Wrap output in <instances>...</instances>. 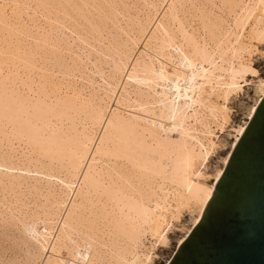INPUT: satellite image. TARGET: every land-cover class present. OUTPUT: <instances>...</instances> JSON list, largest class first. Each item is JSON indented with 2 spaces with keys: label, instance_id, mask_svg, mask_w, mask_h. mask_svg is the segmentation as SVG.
<instances>
[{
  "label": "bare ground",
  "instance_id": "6f19581e",
  "mask_svg": "<svg viewBox=\"0 0 264 264\" xmlns=\"http://www.w3.org/2000/svg\"><path fill=\"white\" fill-rule=\"evenodd\" d=\"M50 1L48 3L54 2ZM67 1L65 3H68ZM83 1L85 3V0ZM182 2V0H167L165 8L163 7L162 11L159 10L162 12L160 18L156 19L155 23L152 22L154 24L151 26L154 28L148 36L146 35L148 32L145 31L146 27L138 25L139 22L136 24L139 26L137 31L139 37L144 34L147 36L146 42H143L144 47L154 41L153 50L156 52L154 55H157L155 58L157 66L154 65L150 56L149 62L143 60L133 62L131 68L129 67L130 70L125 73L127 80L137 79L152 91V95L146 92V97L150 96L149 98H151L150 101L147 99L138 100L137 105L143 113L148 115H146L147 117L133 118L130 116L133 118L131 119L120 115L117 110L110 109L107 111L108 103L111 101L116 88L110 90L107 88L108 91L105 89L107 93H103V95L107 102L99 99L101 101L96 100L95 102L98 101V103H93L94 100L83 101L86 97L81 100L78 99V96V98L74 97L75 95L72 97H67L71 95L65 93L66 96L64 94L58 95L59 88L57 85L51 88V83L46 80L48 78L43 73L39 74V77L44 76L41 77V85L34 91L30 87L32 83L30 86L28 85L29 81L32 82L28 75L27 85L22 79L21 84L19 76L18 85L26 86L25 89H27L26 93L21 94L20 90L18 92L16 87L14 88L15 77L18 75L15 64H12L14 69L11 70L14 71L16 68L17 75H14L13 78L10 77L14 81L8 76L3 77L4 75L0 78V153L2 154L0 167L2 169L4 167L6 171L13 168L16 170V166L19 167L13 162L14 167L9 161L11 155L9 156L8 153L10 152L7 151L6 155L5 146H3L6 143H11V141H16L23 143L37 156L36 160L29 161L31 163L35 161L32 165L33 168L36 166L35 163H38L40 166L37 168L39 167L42 171L46 169L47 178L48 176L53 178L49 173L52 170L55 172L56 169L52 168L54 164L59 168L57 171L64 174V178L63 175L61 177L63 179L56 176L58 177L57 182H60L61 186L59 193L57 190L55 195L54 189L50 192L49 188L51 187L48 188L47 186L46 195L43 192L46 203L49 202L48 207L43 208L40 215L37 213L31 215L29 223L22 224L24 228L29 226L32 233L37 237V246L34 243L31 245L36 247L30 248L28 246L31 249H28L30 255L28 261L26 260L28 264H37V259H41L45 251L48 255H44L42 264H151L152 258L155 257L154 254L152 256L155 245L166 246L167 241H169L167 234L170 226L173 221L178 220L184 210L196 214L192 226L198 223L222 173L221 169L212 178H209V175H206L203 170L208 158L216 148L213 140L216 138L215 130L222 132L226 126H229L230 111L227 104L230 98L238 92L240 93L243 87L254 83L258 98L250 109V118L258 102L264 96V79L253 81L259 75L252 74L255 69L250 61L251 54L257 50V46L264 44V0H249L245 5L239 4L238 0H220L221 5L228 11L227 15L232 13V28L226 29L225 27L223 30L221 28L223 26H220L219 22L216 23L217 21L208 19L207 15L204 16L205 14H201V16L199 14L202 37L198 35L197 29L190 28V31L187 30L189 27L186 28L185 26L184 15L181 16L183 19L179 17L178 14H182ZM83 3L81 2V4ZM88 3H85L86 6ZM44 4L42 3L41 6ZM68 4L66 6H69ZM77 5L73 4L72 6L79 13ZM46 6L43 8L47 9ZM84 6V4L81 5L85 9L86 6ZM100 6L101 3L99 8ZM64 8L62 7V9ZM97 8L94 10L97 11ZM152 8L154 15L159 14L156 10L157 7L152 6ZM102 9L100 8V10ZM236 9L239 11L238 13L235 12ZM104 10L106 9L104 8ZM101 12L106 19V14L109 12ZM98 13L96 14L98 15ZM0 14L2 13L0 12ZM98 16L96 17L100 19L101 17ZM214 18L218 19L217 16ZM146 20H150V18L146 17ZM185 21L187 20L185 19ZM4 22L1 21L0 23L4 25ZM93 24L94 26L90 24V27L92 25L91 29L95 28V23L93 22ZM170 25L176 26L175 31L170 28ZM92 31L90 32L92 33ZM87 33L90 34L88 30ZM125 35L127 37L126 33ZM44 39L43 42H45ZM114 43L112 42V44ZM123 43L125 42L123 41ZM4 47L7 49V45ZM14 49L16 52L17 48ZM5 52L7 54L9 50ZM19 52V58H15V53L14 55L11 54V58L20 59L23 53L20 55ZM54 58L56 57L54 56ZM116 58L119 57L116 56ZM126 59L128 56H125ZM129 59L131 61V57ZM130 63L132 64V62ZM26 64L23 67L21 65L18 67H21L22 71L27 70L26 72L33 74L30 71L35 70L29 69V64ZM32 64L31 61L30 66ZM127 64L126 66H128ZM116 65L113 66L112 63L114 67H112L114 69L112 76L115 77V82L116 76L122 74L123 77V67H116ZM33 68L36 67L33 66ZM40 70L42 71V69ZM12 71L9 73L11 74ZM9 73L7 71L5 75L11 76ZM109 79L111 80V76L108 77ZM137 81L135 80V82ZM106 84L110 86L109 83ZM112 85H116V83ZM48 88L49 94H53L52 97L45 91ZM21 90L23 91V88ZM76 94L78 93L76 92ZM150 105L153 107L157 105V111H154L155 108L151 110L152 107L147 109ZM79 116L83 118L80 120L81 122L84 120V123L86 121L89 125L87 129L84 125L83 129L81 126L82 130L79 128L80 131L75 128L77 126L74 125L73 121ZM64 122H69V125L65 124V126L62 124ZM245 125L246 123L233 129L235 135L231 149L243 134ZM6 129L9 132H6ZM97 130L99 134L95 139ZM2 146L4 150H2ZM227 158L228 156L224 159V164H226ZM42 161H47L45 166ZM18 167L17 169H19ZM30 169L25 167V171H30ZM6 174L0 177V185L3 186L5 192L12 191L13 193L14 187L19 188L23 183L16 179L18 177L14 178V176L11 177L12 175ZM43 174L45 176L44 171ZM33 181H38V179ZM27 184L25 183V185ZM39 185L41 186V184ZM43 185L45 187V184ZM31 188L37 189L34 185ZM38 192L40 194V190ZM148 237L153 241L149 248L144 246V241Z\"/></svg>",
  "mask_w": 264,
  "mask_h": 264
},
{
  "label": "rangeland",
  "instance_id": "374dc122",
  "mask_svg": "<svg viewBox=\"0 0 264 264\" xmlns=\"http://www.w3.org/2000/svg\"><path fill=\"white\" fill-rule=\"evenodd\" d=\"M49 1L48 0L47 1L46 0H43V1L42 0H0V12L2 13V14H0L1 15L0 20L2 21V23L5 21L4 25L2 23H0V36H1V40H0V57H1L0 58V78L4 75L3 77L8 76L9 79L14 81V79H12V78L14 77V75L18 74L17 75L18 77L17 76H16L17 78L15 77V79L17 81L16 80L14 81V84H15L14 88L16 87L17 90L16 89H14V90H16L18 92L21 91L20 93L24 94V93H26L27 89H25L26 86L24 87L21 85L22 84L21 79L24 80L25 85H27V83H28L27 81L32 80V82L29 81L30 83L28 85L30 86V84L32 83V85L30 87H31L32 91H34V90H36V88L38 86L40 87V85H41L40 81L42 80L41 77L43 75L42 76L40 75L41 77H39V74L43 73L46 76V78H48V79H46V78L45 79L49 83H51L50 84L51 88L53 86L57 85V87L59 88V89L57 88L58 93H59V94L57 93L58 95H62L64 93L66 95H68V94L71 95V96H67V97H72V95H75L74 97H76V98L79 97L78 99H81V100H83L86 97L83 101L94 100V101H92L93 103L99 99L106 100V102H107V99L106 98L104 99L105 96L103 95V93L106 94L108 89L110 90V89L116 88L115 93L111 98V101L108 103V110L107 111H109L110 109L111 110L114 109V110H117V112L120 115H122L124 117H129V118H131V117L137 118L138 116L141 118L147 117L148 115L143 113L141 111V109L138 108L139 106H137V105L139 102L138 100L144 101L143 99H145V100L147 99L148 101H150L151 100V98H149L150 96H148V97H146V96H147V93L149 95L150 94L152 95V91L149 90L145 84L140 83L139 80L137 81V79H131L132 81L129 79L127 80V78H126L127 74L125 75V73L128 72L130 70L131 66L137 61L143 60L145 62H149L150 56L153 59L152 61H153L154 65L157 66V63L155 62V58L157 55H154L156 52H154V50H153L154 49V41L150 42V45L145 46V47H144V43L147 40V36L150 35V31H152L154 28V26H151V25H153L156 22V19L158 20L160 18V15H161L160 13H162L161 9H163V7L165 8V4H166L167 0H159V1L158 0H110V2H108L109 0L108 1L107 0H105V1L104 0H99V1L98 0H95V1L92 0L91 4H90L91 0H85V3L89 2L88 6H86V4L83 3L84 2L83 0H70L69 2L67 0H59L60 2L57 0H51L54 2L48 3ZM66 1L69 4L65 3ZM102 1H104V2H102ZM112 1L114 4L113 6H112ZM182 1H183L182 2L183 3L182 10L180 9L182 11L181 12L182 14H178V15H179V17L184 15L183 17H184L185 26H186V28L189 27L187 30L190 31V28L191 29L193 28L194 30L197 29L198 35H200L201 37L203 36V32L200 30V21H199L200 18L198 17L199 14H200V16H201V14L202 15L205 14L204 16L207 15L208 19L214 20L215 22L217 21L216 23L219 22L220 26H223V27H221L222 29L223 28L225 29V27H226V29L230 28V27L232 28V22H233L232 13L230 15H227L228 11L225 10V8L221 5L220 0H217V1L216 0H209V1L208 0L207 1L206 0H182ZM238 1H239V4H241V5H245L249 2V0H238ZM81 2L86 6V7L84 6L85 9L81 7V5L83 6V4H81ZM42 3H45L47 6L45 4H44V6H41ZM57 3L59 6L57 5ZM100 3H101L100 8L101 9L103 8L102 10H100V8H99ZM110 3H111V5H110ZM60 4H62L61 8H60ZM66 4H68L69 6H66ZM70 4H71V6L73 4L74 5L78 4L77 5L78 10L80 12H82V11L83 12L80 13L78 11L79 13H77V11H75L73 9L74 6H72V8H71ZM79 4H81V5H79ZM102 5H103V7H102ZM45 6L47 7V9L49 11L47 9L43 8ZM111 6H112V8H111ZM152 6L154 8L157 7L156 10H157V12H159V14L158 13H156L155 15L153 14L154 11H153ZM62 7L63 8L67 7V8L62 9ZM77 7L75 6V8H77ZM94 8H97V11H95L96 9L94 10ZM104 8L106 10H108L107 11V12H109L108 14H112L114 18L112 17V15L106 14L107 12H106V10H104ZM115 8H116V10H115ZM44 10H45V12H44ZM62 10H64V11H62ZM159 10H161V11H159ZM98 11H100V12L98 13ZM101 11L106 12L105 13L106 17H107L106 19H108V20L110 18L111 19L109 21L106 20L104 18L105 16L103 15V13ZM198 11H199V13H197ZM49 12H50V16H49ZM188 12L190 15L188 14ZM235 12L238 13L239 11L236 9ZM66 13H68V14H66ZM96 13H98L99 16ZM82 14H83V16H82ZM46 15H48V16H46ZM210 15H211V17H210ZM96 16L101 17V18L98 19ZM157 16H158V18H157ZM215 16H217V18L219 16L220 17L216 20V18H214ZM47 17H49V18H47ZM146 17L148 19L150 18V20H146ZM102 18H104V19L101 20ZM212 18H214V19H212ZM220 18H222V19H220ZM48 19H49V21H47ZM185 19L187 21H185ZM142 20H145V21L142 22ZM103 21H104V23H103ZM149 21H151L150 23H152L154 21L155 22L150 24ZM93 22L95 23L96 30L98 29L97 31L94 30L95 29L94 27H93V29H91L92 25L94 26ZM105 22H106V24H105ZM138 22L141 24H139ZM137 23L140 26L146 27L145 31L148 32V33H146L147 36H145V34L142 36L144 39L146 37L145 40L141 39L142 37H139V35L137 34V31L139 30V26L136 25ZM90 24H92L91 27H90ZM142 24H145V25H142ZM101 26L103 27V29ZM132 26H134V27H132ZM170 26H171L170 28L173 31H175L176 26L175 25H170ZM134 29H135V31H134ZM147 29H148V31H147ZM87 30L90 34L87 33ZM92 30H94V31H92ZM90 31H92V33ZM98 31H100L99 32L100 35H99ZM125 31H127V32H125ZM145 31H144V33H145ZM93 32L94 33L96 32L97 34L96 33L94 34ZM27 33H28V35H27ZM125 33L127 34V37H126ZM85 37H87V38H85ZM114 38H118V39L115 40ZM129 38H131V39L133 38L132 40L134 42L133 41L131 42L130 41L131 39H129ZM43 39L45 40L46 43L42 41ZM123 41L125 43H123ZM112 42L113 43L117 42L118 44L114 43V44H116V46H114V44H112ZM128 42H129V44H128ZM2 43H3V45H2ZM43 43H44V45H43ZM57 43H58V45H57ZM133 43H135V44H133ZM8 44H9V46H8ZM53 44H54V46H53ZM5 45H7V47H6L7 49H5V47H4ZM14 45H16V46H14ZM19 45L21 47H18ZM110 45H112L111 49H109ZM9 47H10V49L12 47L13 48L10 50V49H8ZM119 47H120V49H119ZM132 47H134V48H132ZM14 48H17L19 50L17 51V49H16V52H15ZM4 49H5V51L9 50V52H7V54H6ZM35 49H36V51H35ZM112 49L114 52L112 51ZM37 50H38V52H37ZM257 50L254 51L251 54L252 56L250 57L252 67L258 72L257 75H259L257 78H254L253 81H256L258 79H262V80L264 79V74L260 73V67H259V65H260V54L264 53V44H259L257 46ZM122 51H123V53H122ZM18 52L20 55H22L21 53H23L22 56H25V54H26V56L25 57L21 56L20 59L15 60V58L18 57ZM14 53H15V58L13 57V59H14L13 60L11 57H12V55H14ZM51 53L55 54L54 56L56 58H54L53 54H51ZM56 53H57V55H56ZM27 54L31 55V56H28ZM47 54H48V56H47ZM119 54H121V55H119ZM129 54H133V55H129ZM124 55L128 56V59L125 60ZM3 56H5V57H3ZM116 56L119 58L117 59ZM144 56H145V58H144ZM130 57H131V61L129 59ZM21 58H23L22 60L25 62H23L21 60ZM137 58H138V60H137ZM122 59H123V61H122ZM115 60L116 61L118 60V61L116 62ZM119 60L121 61V63ZM27 61H29L28 62L29 65L26 64ZM31 61L34 64V65L32 64V66H30ZM20 62L23 64H21ZM130 62H132V64ZM112 63H113V66H114V64L115 65L119 64V65H116V67L120 66L121 68L123 67L122 65L125 63L124 64L125 66L123 67V77H122V74L119 76H116V82H115V77L112 76V71L114 70ZM126 63H128L127 64L128 66H126ZM12 64H15V66L17 68V70L15 68V70L17 71V74H16L15 70H14L15 73L13 74L14 71H12V70L14 68H12V66H13ZM25 64L28 65L29 69L31 68V70H35V71H30L33 74L26 72L27 70L22 71L21 67H23ZM20 65H21V67H18ZM7 66H9V67H7ZM33 66L36 68H33ZM19 69H20V71H19ZM40 69H42V71ZM7 71H8V73H9V71H12L11 74L9 73L11 76H9L8 74L5 75V73H7ZM46 71H47V73H45ZM27 73H29V74H27ZM50 74H51V76H50ZM27 75L30 78L29 80L27 79L28 78ZM19 76H20V79H19ZM110 76H111V80L110 79L108 80V77L110 78ZM10 77H12V78H10ZM32 78H34V79H32ZM38 78H41V79H38ZM18 79L21 82V84H19V85H18V83H19ZM248 79H251V78H248ZM135 80L137 82H135ZM125 81H126V84H125ZM53 82H54V85H53ZM106 83H109L110 86H108ZM115 83H116V85H112ZM16 84H17V86H16ZM19 86L20 87L22 86V87L20 88ZM17 87H19V88H17ZM22 88H23V91L21 90ZM105 89H107V91H105ZM45 91H46V93L48 92V94H49L50 90L48 88ZM76 92L78 94H76ZM65 94H64V96H66ZM52 95L53 94H51L50 96L52 97ZM141 97H142V99H141ZM231 98L227 104L229 111H230L229 112V117H230L229 126H226L222 132L221 131L219 132V130H215L216 138L213 140L216 144V148L213 151V153L210 155V158H208L207 163L205 164V168L203 170L206 173V175H209V178H212L216 174L217 171H219L221 169L223 171V169H224V166H225L224 159L227 156L229 157V154L231 153V150H232L231 147H232L233 142H234L235 133H234L233 129L238 127V126L243 125L244 123L247 124L248 120L250 119L249 118L250 109L255 104V102L258 98V96L255 92L254 83H251L250 85L243 87V89H242V91H240V93L238 92L236 95H233ZM133 99H136V100H133ZM101 100H99V101H101ZM119 100L121 101V103ZM116 101H117V103H116ZM123 101H124V104H122ZM134 101H137V102H134ZM125 102H127V103H125ZM95 103H98V101ZM125 104H127V105L124 106ZM146 107H149V106H146ZM150 108H151V110H154V108H155L154 111H157L156 110L157 105L154 107L150 105V107L147 109H150ZM107 111H106V114H107ZM80 117L81 116L77 117L78 119L73 117L76 120V121L75 120L73 121L75 123L74 125L77 126L75 128L77 130H79V128L81 129V126H82V129H83V125H84L85 129H87L89 127V125L86 123V121L84 123V120H82L83 122H81L80 120L83 118L82 117L80 118ZM133 118H131V119H133ZM68 123L69 122H66V123L64 122L62 124H64V125L67 124V126H68L69 125ZM65 126H63V128H65ZM7 129H6V132H9V131H7ZM98 130H100V129H98ZM98 130H97L95 139H96L97 135L99 134ZM3 146H5V150H4ZM3 146H2L3 147L2 150H4L6 152L5 153L6 155L8 153L7 151L12 153V154L8 153L9 156L11 155V158H9V161L12 162V164H13V162H15V164L19 165V167L16 166V170H14L15 168H13L12 170L9 169V171L8 170L6 171V169H4V167H3L4 170L0 167L1 168L0 171L3 174L2 175L0 172V177L1 176L3 177L4 174L8 173L6 175L10 174V175H12L11 177H13V176H14V178L18 177L16 179H19L18 181H21V183H23V184H22V186L20 185L19 188L14 187L13 193H12V191L8 192V193L5 192L3 186L0 185V264H4V263L6 264L7 262H8V264H28L27 261H28V258L30 257L28 249L37 246V242H36L37 237L34 235V233H32L29 226L24 228V227H22L23 226L22 224L29 223L30 222L29 217L31 215H34V213H37L40 215V212L42 211V209L48 207L49 202L46 203V200L44 197V195H46L48 190L45 191V189L47 187L48 188L53 187L52 190H50L51 188H49V191L52 192L54 189L55 195L57 193H59L61 186H60V182H57L58 177H56V176H59L60 179H63L64 174L63 173L61 174L59 171H57V169L59 170V168L55 164L52 166V168L54 170L56 169L55 172L52 170L49 173L53 176V178L50 176H48V178H47V175H46L47 171H46V169L45 170L43 169L45 176H46L45 177L43 174V171L40 170L39 167L37 168V166H40V165H38V163H35L36 166H34V168H33L32 165H34L33 163L35 161L31 163L29 160L33 161L35 158H37V156H35L23 143H17L16 141H11V143H6ZM9 146H11V147L9 148ZM91 149H92V147L90 148L89 152L91 151ZM4 151H2L3 154H4ZM6 155H5V157H6ZM88 155H89V153H88ZM1 156H2V154L0 155V158H1ZM26 162H27V164H26ZM42 162L45 163L44 164V166H45L47 161H42ZM15 164H13V166ZM26 166H27V169L31 168L30 171L28 170L29 172L27 170H26L27 172L25 171ZM54 166H56V167H54ZM17 167L19 169H17ZM20 167H21V169H20ZM32 170H33V172H32ZM35 170H37V171L40 170V171L37 172ZM58 173L60 175H57ZM62 175H63V178H61ZM34 179L35 180L38 179V181H33ZM22 180H24L26 184L28 182L30 184L25 185L24 181H22ZM48 180H50V181H48ZM47 181H48V185H47ZM35 182H37L38 184ZM49 182H51L50 185H49ZM39 184H41V186ZM43 184H45V187ZM51 184H53V185H51ZM32 185L36 186L37 189L34 190L33 188H31ZM58 185H59V187H58ZM29 186H30V190H29ZM41 188H42V190H41ZM39 190H40V194L38 192ZM20 191H21V193H20ZM56 191H57V193H55ZM43 192H44V195H43ZM37 214H35V215H37ZM195 217H196V214L194 212L191 213L188 210H184L182 212V214L180 215V217L178 218V220L172 222V225L170 226V230L168 231V234H167L168 235L167 239H169V241H167L166 246L165 245L161 246L159 244L155 245V247L153 249L154 252L152 251V256L154 254L155 257H153L154 259L152 258L151 264H168V262L170 261V259L174 255L178 245L180 244L179 241H181V240L183 241L185 239V237L189 234L191 229L196 225L195 224L194 226H192L193 219ZM39 224L40 223H38V225ZM39 226H41V225H39ZM20 240L23 241L22 242L23 244L21 243ZM25 241L27 244L25 243ZM152 242L153 241L148 237L144 241V246L149 248V246ZM33 243L36 246L31 245ZM28 246L30 248H28ZM46 252L47 251H45V253L42 255L41 259H37V261H36L37 264H42V260L44 258V255H46V256L48 255V253L46 254Z\"/></svg>",
  "mask_w": 264,
  "mask_h": 264
},
{
  "label": "water",
  "instance_id": "95a60500",
  "mask_svg": "<svg viewBox=\"0 0 264 264\" xmlns=\"http://www.w3.org/2000/svg\"><path fill=\"white\" fill-rule=\"evenodd\" d=\"M168 264H264V96Z\"/></svg>",
  "mask_w": 264,
  "mask_h": 264
},
{
  "label": "snow or ice",
  "instance_id": "6c2138e0",
  "mask_svg": "<svg viewBox=\"0 0 264 264\" xmlns=\"http://www.w3.org/2000/svg\"><path fill=\"white\" fill-rule=\"evenodd\" d=\"M259 67H260V73L264 74V53L260 54V65H259ZM252 74L257 75L258 73L255 70H253Z\"/></svg>",
  "mask_w": 264,
  "mask_h": 264
}]
</instances>
